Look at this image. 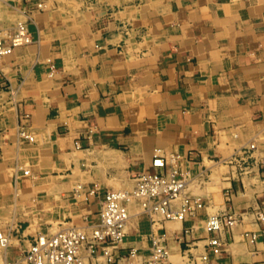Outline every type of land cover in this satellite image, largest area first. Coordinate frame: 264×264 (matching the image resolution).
Wrapping results in <instances>:
<instances>
[{"label":"crops","instance_id":"1","mask_svg":"<svg viewBox=\"0 0 264 264\" xmlns=\"http://www.w3.org/2000/svg\"><path fill=\"white\" fill-rule=\"evenodd\" d=\"M21 20L31 43L0 61V264L97 223L107 191L155 172L156 148L204 207L152 224L131 206L121 253L148 254L158 233L163 264H264V0H0L5 34ZM228 210L243 220L215 256L205 223Z\"/></svg>","mask_w":264,"mask_h":264},{"label":"built area","instance_id":"2","mask_svg":"<svg viewBox=\"0 0 264 264\" xmlns=\"http://www.w3.org/2000/svg\"><path fill=\"white\" fill-rule=\"evenodd\" d=\"M36 9L43 10L45 4H36ZM31 43L26 20L19 21L13 32L5 34L0 28V61L21 46ZM28 116H24V120ZM19 134L29 142L33 137L26 133L25 126L20 124ZM254 145L237 152L229 163H237L250 156ZM178 158V157H176ZM155 172H139L135 177V186L131 190L107 191L103 197L98 215V222L86 229L70 228L53 235L38 234L25 252L13 260H4L2 264H163L168 259L169 249L164 243V236L153 233L151 248L148 254H141L131 248L121 253V246L127 235V224L130 218V207L137 206L146 214L152 224L162 221L181 222L194 218L204 207L196 197L186 194L187 180L176 176L174 171L166 170V160L160 149H154L151 162ZM243 170L247 164H243ZM255 220L264 223V208L254 211ZM243 220L242 214L225 211L210 216L205 223V231L210 235L207 240L213 255L223 252L220 233L224 228L232 229ZM264 234V231L261 232ZM243 237L248 244H255L259 234L245 232ZM9 232H0V248L5 250L10 245ZM204 264H212L207 255L202 256Z\"/></svg>","mask_w":264,"mask_h":264}]
</instances>
